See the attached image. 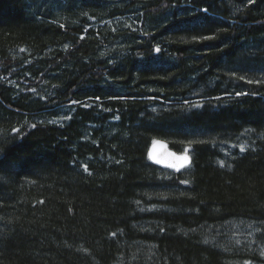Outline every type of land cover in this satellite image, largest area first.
Returning <instances> with one entry per match:
<instances>
[{"label": "trees", "instance_id": "1", "mask_svg": "<svg viewBox=\"0 0 264 264\" xmlns=\"http://www.w3.org/2000/svg\"><path fill=\"white\" fill-rule=\"evenodd\" d=\"M0 264H264V0H0Z\"/></svg>", "mask_w": 264, "mask_h": 264}, {"label": "water", "instance_id": "2", "mask_svg": "<svg viewBox=\"0 0 264 264\" xmlns=\"http://www.w3.org/2000/svg\"><path fill=\"white\" fill-rule=\"evenodd\" d=\"M149 155L151 160L153 161V163L161 166V167H167V168H171L174 170H177L174 167H170L169 165L175 164L177 166H179L180 164H184V167L179 168L180 171L182 169H184L186 166H188L192 159L190 157H188V161H183L180 159H177V157H183L186 155H182L174 150H172L168 143L164 140H156L150 147L149 149ZM157 161H159V163H157Z\"/></svg>", "mask_w": 264, "mask_h": 264}, {"label": "snow or ice", "instance_id": "3", "mask_svg": "<svg viewBox=\"0 0 264 264\" xmlns=\"http://www.w3.org/2000/svg\"><path fill=\"white\" fill-rule=\"evenodd\" d=\"M157 51H159V49H157ZM243 147H241V151H243ZM177 159H180V160H183V161H188V157L187 156H183V157H177ZM157 163H159V161H157ZM170 167H174L176 168L177 170H179V168L181 167H184V164H180L179 166L175 165V164H172V165H169ZM85 170L87 171V168L85 166ZM184 183H187L186 181H184Z\"/></svg>", "mask_w": 264, "mask_h": 264}, {"label": "bare ground", "instance_id": "4", "mask_svg": "<svg viewBox=\"0 0 264 264\" xmlns=\"http://www.w3.org/2000/svg\"><path fill=\"white\" fill-rule=\"evenodd\" d=\"M152 144H153V143H152ZM152 144H151V145H152ZM150 147H151V146H150ZM149 149H150V148H149Z\"/></svg>", "mask_w": 264, "mask_h": 264}]
</instances>
